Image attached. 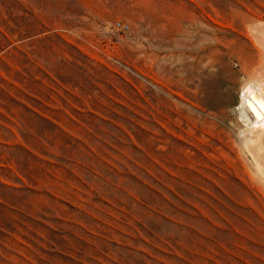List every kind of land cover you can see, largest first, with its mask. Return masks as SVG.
Instances as JSON below:
<instances>
[{"label":"rangeland","instance_id":"rangeland-1","mask_svg":"<svg viewBox=\"0 0 264 264\" xmlns=\"http://www.w3.org/2000/svg\"><path fill=\"white\" fill-rule=\"evenodd\" d=\"M263 70L264 0H0V264H264Z\"/></svg>","mask_w":264,"mask_h":264},{"label":"bare ground","instance_id":"bare-ground-1","mask_svg":"<svg viewBox=\"0 0 264 264\" xmlns=\"http://www.w3.org/2000/svg\"><path fill=\"white\" fill-rule=\"evenodd\" d=\"M257 73L260 75L259 72ZM261 75L258 76V79H252V75L249 76L251 79L247 77L241 82L235 95H228L226 100L214 105L226 106L228 110H225L233 115L230 125L231 129L236 132L234 135L238 143L247 152L251 163L264 172V73ZM204 103L211 106L209 100ZM213 111L215 113V110Z\"/></svg>","mask_w":264,"mask_h":264},{"label":"built area","instance_id":"built-area-1","mask_svg":"<svg viewBox=\"0 0 264 264\" xmlns=\"http://www.w3.org/2000/svg\"><path fill=\"white\" fill-rule=\"evenodd\" d=\"M115 26H116L118 29H120V30H124V29L127 28L126 25H123V24H121L120 22H116V23H115Z\"/></svg>","mask_w":264,"mask_h":264}]
</instances>
